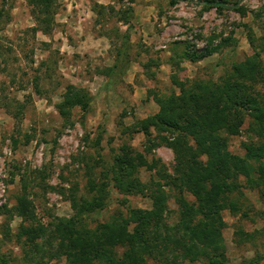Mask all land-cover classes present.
Returning a JSON list of instances; mask_svg holds the SVG:
<instances>
[{"label":"rangeland","instance_id":"1","mask_svg":"<svg viewBox=\"0 0 264 264\" xmlns=\"http://www.w3.org/2000/svg\"><path fill=\"white\" fill-rule=\"evenodd\" d=\"M203 1L178 0L171 5L170 0H56L52 30L43 35L31 31L34 22L27 0H0V206L11 208L16 196L24 195L41 224H60L72 214L70 193L82 196L87 179L96 181L122 143L142 164L137 171L140 183L173 179V153L157 144L153 131L149 140L157 145L144 153V146H150L146 138L140 133L123 135L122 129L155 114L161 96L177 94L172 76L179 81H217L231 63L252 55L249 40L258 42L264 32V0H224L238 2L244 15L233 10L218 13ZM95 5L105 9L98 12ZM126 7L131 13L125 23L117 16ZM227 38L230 43L221 47ZM206 48L214 51L194 62L187 59L188 53ZM118 50L122 56L111 75ZM260 59L264 68V55ZM148 62L145 70L142 66ZM67 84L88 92V106L73 107L62 117L55 105ZM248 123L246 119L239 134L227 142L228 151L238 157L260 142L248 132ZM236 183L237 189L228 195L235 211L221 213L230 264L264 254V194L248 187L242 177ZM106 190L107 205L90 216L94 221L88 219L89 227L118 212L150 208L144 194L122 196L112 187ZM183 196L191 200L186 192ZM168 207L165 221L173 224L172 199ZM4 219L0 215V231ZM6 227L10 236L3 239L0 232V253L10 255L14 264H25L14 238L22 222L12 216Z\"/></svg>","mask_w":264,"mask_h":264},{"label":"trees","instance_id":"2","mask_svg":"<svg viewBox=\"0 0 264 264\" xmlns=\"http://www.w3.org/2000/svg\"><path fill=\"white\" fill-rule=\"evenodd\" d=\"M177 1L170 0L169 3L173 5ZM55 2L27 0L34 22L32 32L43 35L51 32ZM202 4L218 13L233 10L245 14V10L237 6L238 2L204 0ZM95 7L98 12L105 9L101 5ZM130 13L131 9L126 7L117 17L126 23ZM229 43L228 38L224 39L221 47ZM249 45L253 49L252 55L231 63L227 73L217 81H179L172 76L177 94L161 96L155 114L122 129L123 135L130 137L140 133L146 138L150 146H144V153L157 144L172 151V180L140 183L137 171L142 164L134 150L122 143L110 163L98 173L96 181L87 179L82 196L75 197L73 192L70 193L68 200L72 214L60 219V224L55 221L41 224L24 195L16 196L11 208L0 206V215L5 217L0 231L2 238L10 236L6 224L16 216L23 227L16 231L14 238L25 264L60 260L64 264H147L149 260L159 264H183L186 260L230 264L225 258L222 238L225 223L221 213L224 210L233 213L236 205L229 202L228 195L237 189L238 177H242L248 187H258L264 194V68L260 59L264 55V32L258 42L250 39ZM213 51L214 48H206L198 54L188 53L187 59L194 62ZM121 56L122 50H118L109 74L117 69ZM150 65L148 62L142 67L146 70ZM88 98L87 91L67 84L55 110L62 117L73 107L84 110ZM246 119L249 121L248 132L260 142L255 148L247 149L243 157H238L228 151L227 142L229 137L239 134ZM151 131L157 144L149 140ZM107 187L122 196L144 194L150 200V208L118 212L107 221L89 227L90 216L99 214L107 205ZM184 192L191 200L184 198ZM170 199L176 205L173 224H168L164 217L170 213ZM90 221L94 220L91 218ZM234 234L246 235L241 231ZM263 261L264 254H256L239 264ZM14 263L15 259L10 255L0 253V264Z\"/></svg>","mask_w":264,"mask_h":264}]
</instances>
